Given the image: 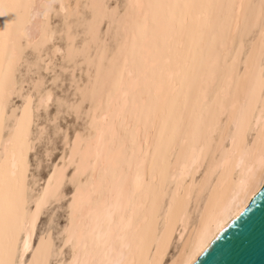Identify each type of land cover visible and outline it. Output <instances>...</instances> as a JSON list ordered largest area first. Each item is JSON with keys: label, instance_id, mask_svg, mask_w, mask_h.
I'll return each mask as SVG.
<instances>
[{"label": "snow or ice", "instance_id": "obj_1", "mask_svg": "<svg viewBox=\"0 0 264 264\" xmlns=\"http://www.w3.org/2000/svg\"><path fill=\"white\" fill-rule=\"evenodd\" d=\"M257 187L264 0H0V264H203Z\"/></svg>", "mask_w": 264, "mask_h": 264}, {"label": "water", "instance_id": "obj_2", "mask_svg": "<svg viewBox=\"0 0 264 264\" xmlns=\"http://www.w3.org/2000/svg\"><path fill=\"white\" fill-rule=\"evenodd\" d=\"M247 211L236 221V225L228 229L224 238L202 257L203 264H237L241 259H249L250 264H260L264 259L259 244L264 234V188H261L246 204ZM255 242V248L248 257H241L234 246L247 245L248 237Z\"/></svg>", "mask_w": 264, "mask_h": 264}, {"label": "bare ground", "instance_id": "obj_3", "mask_svg": "<svg viewBox=\"0 0 264 264\" xmlns=\"http://www.w3.org/2000/svg\"><path fill=\"white\" fill-rule=\"evenodd\" d=\"M32 168H31V173H30V184H35V180H32L31 177H36L37 179H39V177L41 175H39L38 171H39V168L41 166V161L38 160V159H33L32 160ZM43 166V165H42ZM261 188L260 187H257L256 190L254 192L250 191L248 193V199L245 201V204H247L251 198L260 190Z\"/></svg>", "mask_w": 264, "mask_h": 264}, {"label": "rangeland", "instance_id": "obj_4", "mask_svg": "<svg viewBox=\"0 0 264 264\" xmlns=\"http://www.w3.org/2000/svg\"><path fill=\"white\" fill-rule=\"evenodd\" d=\"M41 167H42V164H41L40 168H41ZM40 168H39L38 173H39V175H42V173H41V171H40Z\"/></svg>", "mask_w": 264, "mask_h": 264}]
</instances>
